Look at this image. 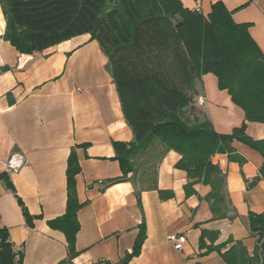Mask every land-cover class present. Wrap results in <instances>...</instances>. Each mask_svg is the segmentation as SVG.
Returning a JSON list of instances; mask_svg holds the SVG:
<instances>
[{
    "label": "crops",
    "instance_id": "0c3cea01",
    "mask_svg": "<svg viewBox=\"0 0 264 264\" xmlns=\"http://www.w3.org/2000/svg\"><path fill=\"white\" fill-rule=\"evenodd\" d=\"M191 11L208 16L221 2L237 24H249V33L264 53V1L179 0ZM6 21L0 6V175L11 181L17 196L34 218L29 227L15 194L0 179V229H7L24 264H59L67 259L68 243L51 221L66 214L67 172L73 154L78 166L76 193L83 207L78 212L79 253L74 264H119L131 254L140 225H146L141 254L128 264H225L219 255L241 241L252 253L248 217L264 214V159L234 142L243 164L228 155L212 157L226 176L230 214L235 219L213 220L206 197L211 187L202 183L187 188V174L176 168L181 156L169 152L158 166L157 190L141 194L121 181L115 144L133 141L107 58L90 35H83L31 55L19 53L4 39ZM205 104L199 109L220 135L243 125V111L215 76L198 86ZM197 98V99H198ZM246 134L264 141V124L246 123ZM23 162L18 172L7 163ZM162 192L165 198H161ZM206 234L201 245L202 233ZM217 234L218 236H213ZM186 236L183 250L172 238ZM214 249L207 252L208 249Z\"/></svg>",
    "mask_w": 264,
    "mask_h": 264
},
{
    "label": "trees",
    "instance_id": "16d2710c",
    "mask_svg": "<svg viewBox=\"0 0 264 264\" xmlns=\"http://www.w3.org/2000/svg\"><path fill=\"white\" fill-rule=\"evenodd\" d=\"M6 21L4 39L21 54L41 53L73 38L90 35L107 58L123 116L133 141L115 144L116 160L123 177L133 185L138 203L146 190H157V170L169 152L181 156L176 168L187 174V188L202 183L211 187L206 197L213 220L235 219L230 214L226 176L211 159L228 155L243 164L233 147L238 142L264 159V141L246 134V123L264 124V53L249 33V24H237L232 13L218 2L208 16L186 9L179 0H0ZM5 69H0L3 71ZM213 75L218 89L226 91L244 113V123L230 135L218 134L196 100L203 77ZM155 169V175L150 172ZM78 163L72 154L67 172L66 214L51 221L52 229L64 233L67 259L78 256V212L83 207L76 193ZM264 174V163L261 175ZM6 188L15 194L29 227L34 218L6 175ZM161 198H165L160 192ZM252 253L238 241L221 253L225 264H264V214L248 217ZM213 236H218L217 234ZM206 234L201 236V245ZM146 239L143 222L128 264L141 254ZM214 249L210 248L207 252ZM0 264H24L16 253L7 229H0Z\"/></svg>",
    "mask_w": 264,
    "mask_h": 264
},
{
    "label": "built area",
    "instance_id": "2783aa9c",
    "mask_svg": "<svg viewBox=\"0 0 264 264\" xmlns=\"http://www.w3.org/2000/svg\"><path fill=\"white\" fill-rule=\"evenodd\" d=\"M263 13H264V8H263ZM196 103L199 107L203 106L205 104V100L203 98H198L196 100ZM16 157H12L8 163H7V166L8 168L13 171V172H18L19 169L21 168L23 162L21 160H16L15 159ZM175 245V248L179 251H182L183 250V246L186 242V236H181L179 238H172L171 239Z\"/></svg>",
    "mask_w": 264,
    "mask_h": 264
},
{
    "label": "rangeland",
    "instance_id": "374dc122",
    "mask_svg": "<svg viewBox=\"0 0 264 264\" xmlns=\"http://www.w3.org/2000/svg\"><path fill=\"white\" fill-rule=\"evenodd\" d=\"M262 1H264V0H262ZM155 169H156V167L150 172L153 176L155 175Z\"/></svg>",
    "mask_w": 264,
    "mask_h": 264
}]
</instances>
